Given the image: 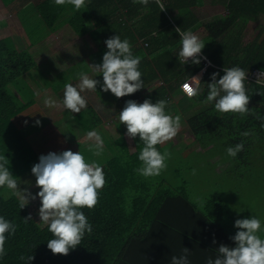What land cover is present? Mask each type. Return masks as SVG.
I'll list each match as a JSON object with an SVG mask.
<instances>
[{"label": "trees", "instance_id": "16d2710c", "mask_svg": "<svg viewBox=\"0 0 264 264\" xmlns=\"http://www.w3.org/2000/svg\"><path fill=\"white\" fill-rule=\"evenodd\" d=\"M205 1L161 0L166 8L162 12L155 0H149L147 6L133 4L132 0H85V7L79 11L70 4L56 5L54 0H45L39 7L41 17L51 27L59 14L72 9L73 28L81 36L90 35L101 52L98 64H102L107 39L119 35L122 41L130 42L133 55L141 57L138 70L144 87L139 94L156 81L163 83L137 102L166 100V114L181 117L177 135L155 146L161 154L166 148L180 145L182 135L187 133L193 138L190 147L221 151L226 156L228 147L243 142V150L232 157L231 167L263 163L264 79L259 82L249 78L255 71L264 73V0H220L228 15L206 24L217 33L214 47L200 55V64L190 59L183 65L178 60L181 42L175 29L180 27L198 35L206 26L197 14ZM91 21L92 31L88 29ZM252 28L256 33H251ZM33 67L32 57L18 52L10 39L0 40V155L8 159L6 166L14 175L25 172L22 165L29 148L13 122V116L23 109L13 84ZM231 67H239L247 74L244 85L249 111L244 115L219 113L215 102L206 101L212 74L219 73V80L225 74L223 69ZM201 72L200 92L190 101L191 105L207 102L208 107L184 115L172 104V95L183 82ZM244 132L249 135H241ZM133 142L134 147L129 146L126 131L119 128V136L112 140L101 166L106 183L98 190V203L91 210L81 209L92 231L85 232L80 245L68 255L52 254L47 242L54 237L48 227L33 217L25 223L24 218L30 215L27 206L20 209L19 198L0 188V216L17 226L15 234H5L6 254L0 257V264H170L171 257H179L186 246L194 254L188 261L195 264L194 260L200 259L195 250L214 258L217 244L228 240L235 247L230 237L236 231L224 223L226 208L221 197L211 195L201 207L192 201L185 181L172 185L162 177L167 167L154 177L138 174L143 144L139 136ZM30 256L34 259L28 262Z\"/></svg>", "mask_w": 264, "mask_h": 264}, {"label": "clouds", "instance_id": "9594fccd", "mask_svg": "<svg viewBox=\"0 0 264 264\" xmlns=\"http://www.w3.org/2000/svg\"><path fill=\"white\" fill-rule=\"evenodd\" d=\"M54 3L73 5L76 11L85 7V0H54ZM132 3L147 6L149 0H132ZM155 3L161 12L166 9L161 0H155ZM175 31L179 33L181 42L179 62L184 65L191 59L193 64H200V54L205 43L191 30L182 31L178 27ZM105 44L107 51L103 55L102 64L91 65L97 75L102 74L101 90L110 91L116 98H122L142 89L144 81L142 73L138 70L141 57L133 55L130 42L127 39L122 41L119 35H115L107 39ZM223 71L225 74L219 80L216 79L219 73L212 74V82L207 85L209 91L206 101L215 102V110L219 113L240 115L248 113L249 96L244 85L247 74L239 67L224 68ZM77 75L79 77L77 86L65 84L62 103L57 104L49 98L44 100L45 107H62L72 113H80L81 109L86 108L87 101L81 92L96 91L97 85L101 82L90 78L85 72ZM200 82L199 76H192L191 83L185 82L180 86V90L188 98H193L200 92ZM167 103L162 99L155 103L150 99H145L143 103L128 100L119 113V122L127 129L126 135L131 139L139 136L143 144L138 157L141 166L136 172L145 178L158 176L167 167L165 161L171 154L168 152L161 154L155 146L173 139L181 127L179 115L173 117L166 114ZM36 123L39 124L40 121L37 120ZM241 135L248 136L249 133L244 132ZM86 139L93 142L88 150L93 155L100 156L104 141L98 131L87 132ZM243 147L241 142L234 147H228L226 151L229 156L235 157ZM7 164L8 159L0 155V187L12 190L13 195L19 197L20 209L31 200L39 198L40 223L46 225L54 237L47 242V248L54 255H68L70 250L80 245L85 232L92 231L81 209L87 207L91 210L98 203V190L106 183L101 166L95 161L85 162L80 151L74 153L65 150L61 153L50 152L41 155L39 162L31 169L36 177L35 186L39 189L33 195L27 189L21 190ZM29 220H32L31 215L24 218L25 223ZM16 227L14 223L0 216V257L6 254L5 234H15ZM234 227L238 231L230 239L234 241L235 247L230 248L221 244L215 259L209 257L206 264H264V239L258 235L261 230L260 219L256 217L237 219ZM189 252V249L183 248L179 257H171L170 264H189ZM32 259L33 256L28 257V262Z\"/></svg>", "mask_w": 264, "mask_h": 264}, {"label": "crops", "instance_id": "0c3cea01", "mask_svg": "<svg viewBox=\"0 0 264 264\" xmlns=\"http://www.w3.org/2000/svg\"><path fill=\"white\" fill-rule=\"evenodd\" d=\"M43 1L45 0H28L19 6L20 9L16 4L10 6L9 8L16 10L17 19L13 15L14 21L0 33V40L10 39L18 52L28 54L35 63V67L26 72L20 82L13 84V90L18 96L16 97L23 103V109L13 116V122L29 148L25 152L28 158L25 165H22L23 171L29 176L22 180L27 182V190L29 191V187V192L33 195L39 189L35 186L36 177L31 169L39 162L41 155H47L50 152L61 153L65 150H71L74 153L80 151L85 162L95 161L102 166L105 160H99L100 156L110 152L109 146L112 140H117L119 128L121 130L123 128L119 122V113L128 100L139 101L140 94L148 89L141 90L140 94L137 91L138 93L122 98H116L110 91L103 94L102 74L97 75L91 67L98 64L97 59L101 53L97 44L90 35L81 36L73 28L70 16L73 11L64 20L62 17H65V12L62 15L59 14L60 18L52 23V27L49 26L40 14L39 4ZM0 2L7 7L3 0ZM28 9L30 12L26 15ZM23 22L32 24L29 32L25 30ZM88 29L90 31L94 29L92 21L89 22ZM80 72H85L90 78L101 82L97 85L96 91L81 92L87 101V107L81 109L80 113H72L62 107H45L44 100L49 98L61 104L65 84L71 83L77 86L79 84L77 74ZM201 77L202 75L200 79ZM162 84L161 80L156 81L149 86V91ZM171 102L184 114L186 111L184 107L190 102V98L179 90L172 95ZM37 120L40 121L39 124L36 123ZM113 121L119 125V128L116 127L117 135L110 131ZM92 130L98 131L104 141L100 156H95L88 150L93 142L86 139V133ZM126 139L128 141L127 136ZM13 176L15 180H19L17 177L21 175L13 174ZM33 187L34 190L31 189ZM7 191L12 193L9 189ZM26 206L28 213L36 219V212L38 213L41 206L39 198L31 200ZM221 244L230 248L234 247L231 241L226 240L217 244L216 248L218 249ZM186 248L190 250L188 258H193V250L187 246ZM195 251L196 257H200L199 260H194L195 264H206L209 255Z\"/></svg>", "mask_w": 264, "mask_h": 264}, {"label": "rangeland", "instance_id": "374dc122", "mask_svg": "<svg viewBox=\"0 0 264 264\" xmlns=\"http://www.w3.org/2000/svg\"><path fill=\"white\" fill-rule=\"evenodd\" d=\"M7 7H4L0 2V33L5 31V28L9 27L16 17V10L9 8L10 6H17L25 4L28 0H3ZM3 2V3H4ZM21 7H19L20 9ZM29 9L26 15L29 14ZM72 12L69 9L65 12L64 20ZM25 14V13H24ZM198 16L201 18L204 25L218 16L228 15V11L224 4L220 0H206L204 5L197 10ZM14 15V16H13ZM173 16V14H172ZM23 17V16H22ZM19 18L23 21L21 16ZM17 19V17H16ZM65 23V22H64ZM25 30L30 31L29 22H23ZM219 34V31H217ZM251 33H256L254 28L251 29ZM250 33V34H251ZM217 33L211 30L208 25L204 26L198 33V37L205 43V47L202 49V54H205L210 48L214 47V39ZM255 35V34H254ZM207 64L210 63L206 61ZM150 88V87H149ZM149 88L141 93L142 96L148 94ZM104 94V92H102ZM140 95V98L142 97ZM208 107V103L191 105V101L185 105L184 115H192L198 111L204 110ZM183 108V112H184ZM110 131L117 135L116 127L118 123L112 122ZM117 124V125H116ZM123 130L127 132L126 126L121 124ZM127 136V135H126ZM128 138L129 146L134 147L133 139ZM182 143L180 145L171 146L166 148V152H170L171 159L166 163L167 168L162 174V177L167 179L172 185H179L183 181L188 184V191L192 201L204 207V203L211 195L221 197L225 208L223 209L225 221L233 232H237L238 229L234 227L235 220L244 219L250 217H256L261 221V230L258 235L264 239V162L246 163L241 166H233L234 162L231 156L222 154L221 151L211 152L209 150H201L190 147L193 143V138L190 134L184 133L181 138ZM197 147V146H196ZM106 156H100L99 160L103 161ZM100 161V162H101ZM25 165V163L23 164ZM179 169L177 172L176 170ZM29 176L27 172H24L16 180L20 181L19 187L21 190L27 189V182L23 181ZM14 178V176H13ZM184 179V180H183ZM22 181V182H21ZM1 189H7L6 187H0ZM29 191L30 188L28 187ZM34 190V187L31 188ZM12 191V190H11ZM36 222L40 223V218L36 212ZM42 225V224H41ZM235 232V233H236Z\"/></svg>", "mask_w": 264, "mask_h": 264}, {"label": "built area", "instance_id": "2783aa9c", "mask_svg": "<svg viewBox=\"0 0 264 264\" xmlns=\"http://www.w3.org/2000/svg\"><path fill=\"white\" fill-rule=\"evenodd\" d=\"M209 65V63L207 64ZM204 71V70H203ZM202 78V77H201ZM264 79V73L263 72H260V71H255L252 76L249 78L250 81H253V80H258L259 82L262 81ZM201 81V79H200ZM185 82H189L191 83V79L190 80H187ZM185 82H183L182 84H184ZM181 84V85H182ZM186 95V94H185ZM187 96V95H186Z\"/></svg>", "mask_w": 264, "mask_h": 264}, {"label": "bare ground", "instance_id": "6f19581e", "mask_svg": "<svg viewBox=\"0 0 264 264\" xmlns=\"http://www.w3.org/2000/svg\"><path fill=\"white\" fill-rule=\"evenodd\" d=\"M201 75H202V74L200 73V74H199V75H197V76H199V77H200Z\"/></svg>", "mask_w": 264, "mask_h": 264}, {"label": "water", "instance_id": "95a60500", "mask_svg": "<svg viewBox=\"0 0 264 264\" xmlns=\"http://www.w3.org/2000/svg\"><path fill=\"white\" fill-rule=\"evenodd\" d=\"M201 74L203 75V72Z\"/></svg>", "mask_w": 264, "mask_h": 264}]
</instances>
